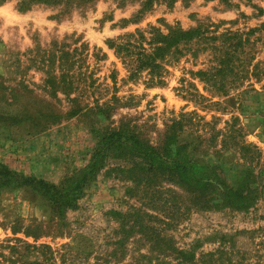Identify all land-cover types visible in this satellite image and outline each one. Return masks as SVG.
Masks as SVG:
<instances>
[{
	"label": "rangeland",
	"instance_id": "rangeland-1",
	"mask_svg": "<svg viewBox=\"0 0 264 264\" xmlns=\"http://www.w3.org/2000/svg\"><path fill=\"white\" fill-rule=\"evenodd\" d=\"M171 28L192 38L161 77L111 47ZM0 123L25 177L59 182L125 131L161 152L174 134L211 183L115 151L64 220L0 190V264H264V0H0Z\"/></svg>",
	"mask_w": 264,
	"mask_h": 264
},
{
	"label": "trees",
	"instance_id": "trees-1",
	"mask_svg": "<svg viewBox=\"0 0 264 264\" xmlns=\"http://www.w3.org/2000/svg\"><path fill=\"white\" fill-rule=\"evenodd\" d=\"M55 1L57 0H47L48 3ZM29 3L27 1L23 2L26 8ZM191 32L192 30L184 31L180 28H171L169 34H161L156 30L151 39L152 41H150V44L154 45L151 52H147L145 47L140 46L141 50L134 53L129 47L134 46L131 43L126 45L115 44L111 47L115 46L118 53H125L127 56L136 54L137 72L149 69L153 76L161 77L164 69L161 63L162 60L165 59L167 54L171 53L173 48H175L174 52L179 53V44L182 41L191 39ZM8 128H10V125L0 123V130ZM115 151L131 154L136 159V163L141 167L143 166L142 168L148 166V169L170 171L171 180H175L179 184H192L193 181H196L200 185H211L210 182L203 180L206 176L199 171L203 166L190 155L188 144L178 143L174 134L170 133L168 135L166 148L164 152H161L155 146L138 140L133 134L125 131H114L102 139L100 138V142L88 164L75 168L72 174L68 173L63 176L59 182L49 181L45 178L25 177L23 172L12 169L7 164L0 162V190L14 191L30 186L38 196L45 200L51 213L59 215L64 220L67 210L77 205L79 199L85 194L88 182L96 178L98 172L103 168L105 160ZM129 169H125L123 172L128 173L132 177L131 179L143 180L144 177L139 178V176L132 173L134 169Z\"/></svg>",
	"mask_w": 264,
	"mask_h": 264
},
{
	"label": "crops",
	"instance_id": "crops-1",
	"mask_svg": "<svg viewBox=\"0 0 264 264\" xmlns=\"http://www.w3.org/2000/svg\"><path fill=\"white\" fill-rule=\"evenodd\" d=\"M0 162H2V163H4V164H8V166L9 167H13V165H14V167H17V166H20L21 164L19 163V162H14V161H10V160H8V159H4V160H1L0 159ZM13 169H16L17 171H20V172H24V170L23 169H20V168H13ZM4 192H9V191H4Z\"/></svg>",
	"mask_w": 264,
	"mask_h": 264
}]
</instances>
